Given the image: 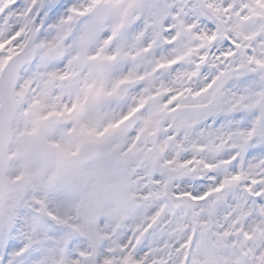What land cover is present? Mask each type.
Instances as JSON below:
<instances>
[{
  "label": "snow or ice",
  "instance_id": "6c2138e0",
  "mask_svg": "<svg viewBox=\"0 0 264 264\" xmlns=\"http://www.w3.org/2000/svg\"><path fill=\"white\" fill-rule=\"evenodd\" d=\"M0 264H264V0H0Z\"/></svg>",
  "mask_w": 264,
  "mask_h": 264
}]
</instances>
